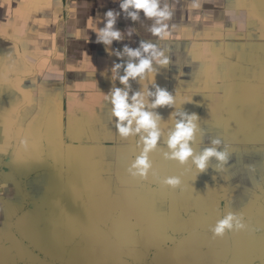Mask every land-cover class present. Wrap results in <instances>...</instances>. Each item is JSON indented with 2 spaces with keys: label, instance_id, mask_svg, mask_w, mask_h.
<instances>
[{
  "label": "crops",
  "instance_id": "crops-1",
  "mask_svg": "<svg viewBox=\"0 0 264 264\" xmlns=\"http://www.w3.org/2000/svg\"><path fill=\"white\" fill-rule=\"evenodd\" d=\"M199 2L161 0L174 14L160 38L121 0H0V264H264V0ZM109 10L122 38L106 45ZM142 41L170 63L125 86L138 60L124 48ZM157 85L174 107H150ZM115 88L162 117L158 179L128 173L146 133L120 137ZM184 112L199 117L195 154L220 139L227 162L200 172L165 158ZM229 212L247 229L215 237Z\"/></svg>",
  "mask_w": 264,
  "mask_h": 264
},
{
  "label": "clouds",
  "instance_id": "clouds-1",
  "mask_svg": "<svg viewBox=\"0 0 264 264\" xmlns=\"http://www.w3.org/2000/svg\"><path fill=\"white\" fill-rule=\"evenodd\" d=\"M190 7L198 9L201 4L199 0H192ZM120 8L133 21L139 19L141 12L146 18L153 19L155 23L150 28L152 35L160 38L171 36L168 31V24L165 21L171 20L174 10L168 3L161 7V0H121ZM118 15L119 13H114L112 10L106 12L108 19L106 27L99 31L98 39L100 42L111 45L114 40L122 38L121 32L114 29ZM124 53L128 57L138 60V63L128 62L125 74L119 77L120 82L125 86H129L130 80L144 78L146 74L152 73L154 71V60L160 65L170 63L169 58H162L164 53L158 50L154 44L143 41L140 48L125 47ZM121 67V64H116L113 71L118 72ZM147 95L153 97L150 102L152 109L175 106L176 97L166 88L157 85L155 92L149 91ZM111 103L114 105L113 116L117 118L116 129L121 138L146 133V135H141L142 150L128 167V173L131 177L141 180H147L150 174L158 179L150 154L157 150L158 141L162 134L159 127L162 117L158 112L147 110L149 105L146 102L145 94L141 92H136L130 97L129 91L115 88L111 92ZM180 117L174 130L168 136L167 144L170 152L164 154L166 159L178 161L181 165H185L191 158L192 163L196 165L200 172L207 170L208 162L213 157L221 164L227 162L229 158L228 146L223 145L224 150H219L222 145L220 139L212 140V147L204 148L200 154H195L191 144L195 141L198 128L196 122L199 117L195 113L188 112L181 113ZM162 182L172 188L179 187L182 183L181 178L178 176L167 177ZM246 229L247 225L243 215L229 212L222 219H219L210 230L215 237H223L228 232L244 231Z\"/></svg>",
  "mask_w": 264,
  "mask_h": 264
}]
</instances>
